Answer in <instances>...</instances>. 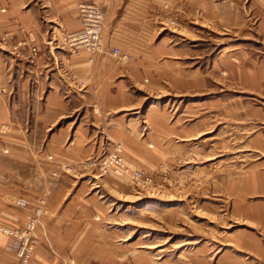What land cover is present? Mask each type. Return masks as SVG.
<instances>
[{"label":"rangeland","instance_id":"1","mask_svg":"<svg viewBox=\"0 0 264 264\" xmlns=\"http://www.w3.org/2000/svg\"><path fill=\"white\" fill-rule=\"evenodd\" d=\"M90 1L103 75L62 70L68 116L45 118L37 58H89L67 23ZM119 145L129 173L103 172ZM0 182L36 198L8 238L44 203L28 264H264V0H0Z\"/></svg>","mask_w":264,"mask_h":264},{"label":"crops","instance_id":"2","mask_svg":"<svg viewBox=\"0 0 264 264\" xmlns=\"http://www.w3.org/2000/svg\"><path fill=\"white\" fill-rule=\"evenodd\" d=\"M90 2H84L80 3L78 5V8L80 5L85 4V3H91ZM78 24L81 25L80 20L76 18V20H73L71 23H67L68 27L71 26L73 28L78 27ZM53 43V39L49 40V44ZM85 52V51H84ZM24 64H26L27 61H22ZM92 63L89 61V58L86 60L84 58H75L72 57L69 60L66 58L62 57H50V58H44V57H38L37 58V64L38 67L43 74L42 78V83L45 84V88L48 90L47 93V99L45 102V118L47 117L48 119H62L69 113V104L66 102L63 97V92H62V87L59 85V82H62L63 80L61 79L62 75V70H66L72 73L78 75L82 78L84 76L88 77V75H92V78L96 79V76H99L100 73H90V69L88 64ZM26 68V72L28 75H30L31 68H33L32 65H28ZM23 71V69H22ZM103 75V74H100ZM63 76V75H62ZM66 79V78H65ZM69 80V79H68ZM66 80V81H68ZM47 86V87H46ZM49 86V87H48ZM72 88V85H71ZM41 90V88H40ZM99 88H96V91H98ZM48 101V102H47ZM70 128H68L66 131H62L61 133V141L67 140L70 136H72V141L71 144L73 143H84L87 142L89 137H95V135L91 134L89 132V129L85 126L79 125L74 132L69 131ZM7 184H2L0 182V224H9L12 225V227H20L22 222L26 220L28 213H26L27 205L25 207L26 201L33 202L36 200L33 196L31 198L29 195L20 193L16 189H9V187H5ZM64 198V190L62 187L59 189H56L53 191V194L49 197L48 200V208L49 211L52 213V218L55 216L57 209L59 208L62 200ZM10 200V201H9ZM17 200L19 205L21 207L19 209L23 211H13V205L14 201ZM77 202V200L75 201ZM57 218V217H56ZM38 229V235L39 238L41 235V232ZM54 235H52L53 237ZM51 237V234H50ZM13 242V239L11 237L5 236L3 233L0 232V264H7L9 262L15 261L16 260V255L15 252L13 251L14 249L11 248V243ZM36 257V256H35ZM57 258L53 256L52 254L50 255L48 251L45 249H40L38 251L37 257L35 258L34 264H61L58 263L56 260Z\"/></svg>","mask_w":264,"mask_h":264},{"label":"built area","instance_id":"3","mask_svg":"<svg viewBox=\"0 0 264 264\" xmlns=\"http://www.w3.org/2000/svg\"><path fill=\"white\" fill-rule=\"evenodd\" d=\"M81 27L79 30L68 33V43L71 48L79 50L83 49L88 53L89 61L93 62L96 55L102 50L104 44V26H105V10L102 5L97 2L85 3L78 8ZM115 55H120L118 47L113 49ZM103 172L113 171L117 175L129 173L130 168L126 165L121 146H117L114 150L100 163ZM142 171L132 172L133 177L140 178ZM44 203L35 215L29 219L25 230H8L1 229L5 234L18 240V263L28 264L31 253L33 252V243L30 242L32 236H35L37 224L40 223Z\"/></svg>","mask_w":264,"mask_h":264},{"label":"bare ground","instance_id":"4","mask_svg":"<svg viewBox=\"0 0 264 264\" xmlns=\"http://www.w3.org/2000/svg\"><path fill=\"white\" fill-rule=\"evenodd\" d=\"M142 212V211H141Z\"/></svg>","mask_w":264,"mask_h":264}]
</instances>
